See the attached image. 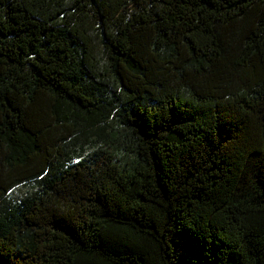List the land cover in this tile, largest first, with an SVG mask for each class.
<instances>
[{
  "label": "trees",
  "instance_id": "16d2710c",
  "mask_svg": "<svg viewBox=\"0 0 264 264\" xmlns=\"http://www.w3.org/2000/svg\"><path fill=\"white\" fill-rule=\"evenodd\" d=\"M0 264H264V0H0Z\"/></svg>",
  "mask_w": 264,
  "mask_h": 264
}]
</instances>
